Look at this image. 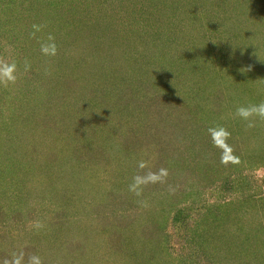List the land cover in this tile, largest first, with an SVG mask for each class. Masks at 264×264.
<instances>
[{"label":"rangeland","instance_id":"374dc122","mask_svg":"<svg viewBox=\"0 0 264 264\" xmlns=\"http://www.w3.org/2000/svg\"><path fill=\"white\" fill-rule=\"evenodd\" d=\"M4 2L0 264H264V0Z\"/></svg>","mask_w":264,"mask_h":264},{"label":"clouds","instance_id":"9594fccd","mask_svg":"<svg viewBox=\"0 0 264 264\" xmlns=\"http://www.w3.org/2000/svg\"><path fill=\"white\" fill-rule=\"evenodd\" d=\"M239 114L243 117H248L252 113H257L260 116H264V103H261L259 105H254L250 108H240Z\"/></svg>","mask_w":264,"mask_h":264},{"label":"trees","instance_id":"16d2710c","mask_svg":"<svg viewBox=\"0 0 264 264\" xmlns=\"http://www.w3.org/2000/svg\"><path fill=\"white\" fill-rule=\"evenodd\" d=\"M14 3V1H13ZM5 2L4 0H0V8L4 7ZM98 28L94 27V25L92 26H87L86 30L84 31V35H88L90 37H92L94 40L98 39V38H102L101 34H97ZM105 34V32H103ZM29 98H25L24 100H22L21 103L23 102H27Z\"/></svg>","mask_w":264,"mask_h":264}]
</instances>
